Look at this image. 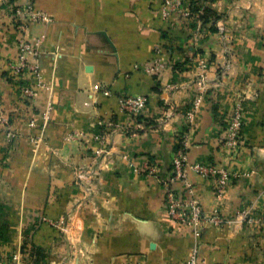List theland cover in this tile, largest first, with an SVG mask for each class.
<instances>
[{"label":"crops","instance_id":"0c3cea01","mask_svg":"<svg viewBox=\"0 0 264 264\" xmlns=\"http://www.w3.org/2000/svg\"><path fill=\"white\" fill-rule=\"evenodd\" d=\"M28 1L52 17L28 28L43 83L32 103L19 95L25 78L8 72L15 10ZM161 2L0 0V104L14 133L0 132V264H189L194 253L202 264H264V0H186L192 17L166 20ZM156 46L169 66L154 77L140 67ZM124 95L147 105L129 115ZM238 101L232 152L222 138ZM110 119L116 127L96 140ZM183 136L190 163L231 175L219 193L188 172L203 210L224 221L199 237L163 205ZM174 189L186 197L182 183Z\"/></svg>","mask_w":264,"mask_h":264},{"label":"built area","instance_id":"2783aa9c","mask_svg":"<svg viewBox=\"0 0 264 264\" xmlns=\"http://www.w3.org/2000/svg\"><path fill=\"white\" fill-rule=\"evenodd\" d=\"M193 7L186 0H162L159 13L162 19L166 20L172 16L190 18L193 15ZM200 9L197 10L198 17ZM16 26V55L8 64V72L13 80L25 78V84L19 88V95L27 102L32 103L37 95L38 89L42 86V74L38 66L39 52L28 38V28L30 24L48 25L52 22V17L46 12L36 8L31 1L23 7L17 8L14 14ZM38 43V41L36 42ZM164 50L156 46L152 59L141 66L145 72L151 76L159 75L169 66V62L164 57ZM200 90L203 87L202 79L198 81ZM109 95L110 92L105 91ZM202 95L195 97L186 110L185 116L190 124L193 123L195 114L200 108ZM119 109L129 115H137L146 107L147 100L144 97L120 96L118 98ZM48 112L43 115L44 121L48 120ZM244 107L241 101L234 104L231 109L228 122L222 138V146L232 152H236L241 146V132L243 128ZM31 127L35 126V121H29ZM116 127L114 121L103 120L99 122L100 133L95 137L100 141L106 132ZM0 132L5 133L7 139L11 141L14 133L9 118L4 113L0 104ZM38 143L39 139L34 140ZM186 136L176 141L175 149L171 159V175L166 184L163 195V205L166 218L180 225H185L192 230V233L199 237L206 225H221L224 221L218 213H206L200 201L193 195L192 187L188 184V172L192 170L196 175L204 180L216 183V191L221 193L224 186L231 180L229 171L218 164L208 162L190 163L186 151ZM180 182L187 192L186 197L180 196L174 189V184ZM189 264H202L198 256L194 253L189 259Z\"/></svg>","mask_w":264,"mask_h":264}]
</instances>
